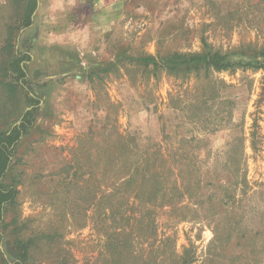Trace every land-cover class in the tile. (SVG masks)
<instances>
[{
    "label": "rangeland",
    "instance_id": "rangeland-1",
    "mask_svg": "<svg viewBox=\"0 0 264 264\" xmlns=\"http://www.w3.org/2000/svg\"><path fill=\"white\" fill-rule=\"evenodd\" d=\"M21 5L0 0V57ZM18 39L42 96L6 216L55 235L36 264H112L124 238L134 263L264 264V72L130 59L264 52V0H37ZM135 174L156 199L135 198Z\"/></svg>",
    "mask_w": 264,
    "mask_h": 264
},
{
    "label": "trees",
    "instance_id": "trees-1",
    "mask_svg": "<svg viewBox=\"0 0 264 264\" xmlns=\"http://www.w3.org/2000/svg\"><path fill=\"white\" fill-rule=\"evenodd\" d=\"M36 9L37 0H22L18 26L12 39L8 40L0 57V125L7 124L4 128L0 127V264H36L34 251L41 249L40 243L42 241L55 236L38 232L24 236L19 233L22 231L21 227H15L11 232L10 226L13 223L15 224L16 221H7L6 216L17 204L18 188L21 183L11 177L14 167L13 157L16 148L24 142L35 128V115L41 103L40 97L42 95L33 91L31 87L33 81L30 79L28 72V63L32 61V56L17 47L19 30L29 28L32 25L33 14ZM130 59L143 63L145 67L153 71L166 69L170 73L201 69L205 71L254 69L264 72V52L245 55L239 53L222 55L212 52L205 44L199 53H174L169 57ZM20 104L24 105L22 109ZM13 115L17 117H15L16 121L15 119L9 121ZM6 118L9 122L5 121ZM17 120L18 123H16ZM146 169L148 170V168ZM145 172L146 170H144ZM135 182H137L136 174L130 177L125 184L134 185V189H139L135 195V198L139 200H154L162 190L161 182L158 179L154 180L153 184L148 186V189L145 180L141 184L135 185ZM108 248L112 253V257H114L112 264H152L156 262V259L152 261L151 258H148L142 262L134 263L137 257L132 256L130 253L131 244L128 238H124L120 245L116 242L110 243ZM178 264H189V261L182 260Z\"/></svg>",
    "mask_w": 264,
    "mask_h": 264
}]
</instances>
